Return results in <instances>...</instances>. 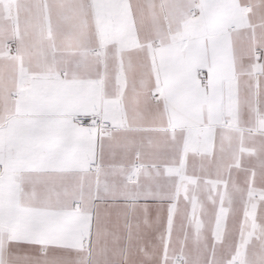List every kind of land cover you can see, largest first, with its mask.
Listing matches in <instances>:
<instances>
[{"label": "snow or ice", "instance_id": "obj_1", "mask_svg": "<svg viewBox=\"0 0 264 264\" xmlns=\"http://www.w3.org/2000/svg\"><path fill=\"white\" fill-rule=\"evenodd\" d=\"M0 264H264V0H0Z\"/></svg>", "mask_w": 264, "mask_h": 264}]
</instances>
